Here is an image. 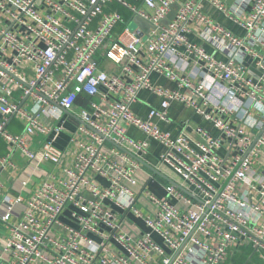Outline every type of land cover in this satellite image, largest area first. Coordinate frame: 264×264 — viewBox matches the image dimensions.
Returning <instances> with one entry per match:
<instances>
[{
	"label": "built area",
	"instance_id": "built-area-1",
	"mask_svg": "<svg viewBox=\"0 0 264 264\" xmlns=\"http://www.w3.org/2000/svg\"><path fill=\"white\" fill-rule=\"evenodd\" d=\"M232 2L0 0V137L30 160L61 165L65 151L49 137L63 127L40 117L61 120L87 99L76 114L77 133L84 137L70 140L77 152L63 164L66 177L41 183L25 205L22 192L14 200L0 197V209L9 205L0 221L10 229L0 264H223L246 245L264 262V169L255 164L264 154V112L256 107L264 106V0ZM206 3L244 35L209 17ZM192 23L203 26V40L225 59L190 40ZM8 53L12 62L3 58ZM247 60L259 78L251 76ZM26 63L33 64L30 79L18 72ZM153 74L176 87L154 83ZM14 88L31 100L30 108L10 100ZM143 90L161 98L147 117L132 109ZM174 102L192 108L218 133L197 127L193 139L187 122L179 124L178 135L163 130L155 120L171 123ZM15 116L26 121L23 133L7 129ZM128 127L146 138L130 137ZM38 132L46 139L32 150L28 141ZM152 141L164 148L160 164L173 168L187 186L167 187L176 203L149 195L156 211L146 214L130 183ZM10 164L11 153L0 155L1 167ZM26 184L21 182L23 189ZM13 205L22 207L15 212ZM116 209L140 217L146 231L134 238L124 229L127 216ZM67 211L73 224L62 219ZM92 236L100 241L94 244Z\"/></svg>",
	"mask_w": 264,
	"mask_h": 264
},
{
	"label": "crops",
	"instance_id": "crops-1",
	"mask_svg": "<svg viewBox=\"0 0 264 264\" xmlns=\"http://www.w3.org/2000/svg\"><path fill=\"white\" fill-rule=\"evenodd\" d=\"M224 1L228 4L233 3L232 0ZM204 12L216 22L232 30L237 35H244L242 28H240L233 21L229 20L222 12H220L211 4L206 3L204 5ZM122 13L126 16L128 15V12L125 10H122ZM2 17L3 16L0 13V20H2ZM190 27L191 31L189 32L188 37L192 42L203 45L209 53L215 55L218 59L226 58L225 54L218 51L209 42L203 40L201 36L203 26L197 23H192ZM23 29L24 28H22V30ZM3 58L8 62L13 61L12 54L10 53L4 54ZM246 62L250 66L249 73L251 76H253L255 79L259 78L260 71L255 66V63L251 62V60H247ZM106 65L108 68H112L111 63L108 62ZM18 72L25 75V77L28 79L32 78L34 74L33 64L26 63L20 65L18 67ZM152 81L167 88L173 89L176 87L175 83L163 76H159L158 74L152 75ZM139 99L140 100L138 102L134 103L132 109L135 114L142 117H147L151 108L160 107L161 98L147 90L141 91ZM10 100L12 102L21 104L24 108H30L31 105V100H26L23 97V91L21 88H14ZM86 105L87 99L82 97L74 106L72 112L65 114L61 120L56 121L49 118L46 114H42L40 117V119L45 123L51 125H60L63 127L62 132L58 134L56 132L52 133L49 137V139H51V141L58 148H60L62 151H65L64 155L66 156L63 158V164H69L77 152V145L76 143L70 142L71 138L76 137L77 139H83L84 137L82 134L77 133L78 123L76 120V114L81 112L82 108ZM169 116L172 119L171 123L161 122L159 120L155 121L163 130L170 131L173 135H178L183 130L182 126L179 124L182 125L184 122L188 123L186 132L193 139H198L199 137L197 133V127H203L215 135L218 133L217 129L211 122L206 121L202 116L196 114L192 108L184 105L181 102H174L171 105L169 109ZM1 118L2 115L0 114V119ZM25 123L26 121L22 116H15L8 122L7 129L13 133H23L25 129ZM128 134L130 137L138 140H143L146 138V135L135 127H128ZM45 139L46 138L44 134L40 132L35 133L29 139L28 146L32 150L38 149L41 147ZM121 150L130 152L128 148H123ZM163 150V146L155 141H152L149 153L139 161L140 165L136 171L137 180L130 183V186L135 190L137 196H140L138 203L139 207L146 214H152L156 211L155 205L152 204V202L148 199L149 195H155L159 198L168 199L170 202L176 203L178 199L167 193V187L172 184V182L177 184L185 183V186H187V183L182 180L181 176L175 172L173 168L165 164H160L159 157ZM221 152L225 153V150H221ZM7 153H11V164L4 167L0 166V182L2 183L0 197L7 195L11 197L12 200H14L22 192L24 197L22 205H25L29 197L35 192L41 183L46 181L53 182L56 179L66 177V174L62 170L63 164L55 165L50 161L30 160L23 151L18 148L14 149L12 144L0 137V155H6ZM255 164L258 166V168L264 169V154H261L256 158ZM22 181L27 182V184L24 186V189L21 185ZM96 182L101 186L106 184V181L99 178L96 179ZM8 206V204H5V206L0 209V212L3 213L6 211ZM21 207V205H13L15 212H18ZM116 211L122 217L127 216L124 229L128 230L134 238H136V234H140L139 232L146 231L144 222L140 217H137L131 212L125 213L119 209H116ZM69 215L70 211H67L62 219L67 224H73L72 220L69 218ZM14 219L15 218L12 217L10 223H15ZM9 232L10 229L8 224L0 221V250ZM155 238L157 241L162 242L158 236H155ZM92 239L94 244H97L100 241L97 236H92ZM110 245L112 248H116L118 250L117 252L122 253L115 243L111 242ZM256 258L263 262L259 254L255 253L251 246L246 245L237 247L235 250H233L230 257L223 264H253V261Z\"/></svg>",
	"mask_w": 264,
	"mask_h": 264
},
{
	"label": "rangeland",
	"instance_id": "rangeland-1",
	"mask_svg": "<svg viewBox=\"0 0 264 264\" xmlns=\"http://www.w3.org/2000/svg\"><path fill=\"white\" fill-rule=\"evenodd\" d=\"M130 27H131L132 29H134V28H135V24H131ZM253 264H263V262L260 261V260H258V259L256 258V259L253 261Z\"/></svg>",
	"mask_w": 264,
	"mask_h": 264
},
{
	"label": "clouds",
	"instance_id": "clouds-1",
	"mask_svg": "<svg viewBox=\"0 0 264 264\" xmlns=\"http://www.w3.org/2000/svg\"><path fill=\"white\" fill-rule=\"evenodd\" d=\"M256 107H257V109H258L259 111L264 112V106H262V105H260V104H257ZM251 122H252V121L250 120L249 123H251Z\"/></svg>",
	"mask_w": 264,
	"mask_h": 264
}]
</instances>
